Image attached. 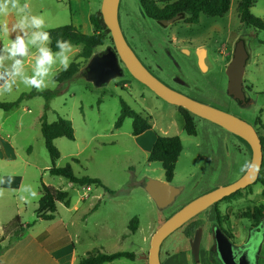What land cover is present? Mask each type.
Here are the masks:
<instances>
[{"label":"rangeland","instance_id":"rangeland-1","mask_svg":"<svg viewBox=\"0 0 264 264\" xmlns=\"http://www.w3.org/2000/svg\"><path fill=\"white\" fill-rule=\"evenodd\" d=\"M156 1L163 6L166 1L175 0ZM101 2L18 0L21 5H28L31 14L44 17L45 30L73 24L85 33L92 32L89 15L100 11ZM237 3L238 0H230L224 16L201 14L198 23H186L181 18L162 26L143 13L138 0H120L119 19L128 43L154 75L175 90L246 119L264 136V30L243 25L238 18ZM250 12L264 18V0H256ZM16 19L14 12L0 15V24L6 23L11 30ZM17 34L11 31L7 36L0 34V47ZM239 38L244 40L249 54L243 75L246 105L227 94L225 69ZM200 48L205 49L204 69L198 65ZM107 49L114 50L110 32L92 56ZM80 50L81 46L73 45L70 53L72 61L79 63L74 76L63 83L51 79L44 88L56 90L54 97L46 102L36 95L10 110L0 108V237L3 225L15 216L23 223L35 221L20 238L14 239L10 233L0 242L6 247L0 254V264H77L88 251L97 249L135 254L134 259L119 258L104 264H148L152 234L166 218L193 198L235 181L250 165L252 153L246 141L197 115L196 134L188 135L182 127L178 106L164 101L135 79L123 63L120 76L100 87L94 86L86 77L92 56L84 59L78 55ZM35 51L32 48L24 58L29 74ZM10 64V60L0 63V72ZM60 70L54 68V75ZM30 90L17 81L11 91L0 90V101L15 100ZM121 99L150 117L151 128L141 136L132 134L129 116L120 127L114 126ZM43 114L48 122L63 117L72 123L73 139H54L60 152L56 166L70 163L75 174L99 178L111 193L100 186H75L63 176L49 174L52 163L40 131ZM156 134L177 135L182 142L171 181L181 186L182 191L163 209L156 206L144 189L147 178H164L161 164L147 160ZM41 183L69 194L70 206L58 201L52 220L36 218ZM25 189L35 192L36 197ZM134 216L138 218V228L130 232L128 225ZM253 224L261 225L256 264H264V184L260 181L226 196L169 234L161 244V263L220 264L213 253L214 226L220 225L240 244L247 240ZM195 226L203 228L199 261H194L190 250L189 240ZM68 244L75 248L72 256L63 251L51 254L52 258L44 250Z\"/></svg>","mask_w":264,"mask_h":264},{"label":"water","instance_id":"water-1","mask_svg":"<svg viewBox=\"0 0 264 264\" xmlns=\"http://www.w3.org/2000/svg\"><path fill=\"white\" fill-rule=\"evenodd\" d=\"M119 2L120 0H102L101 2L100 12L111 33L114 50L107 49L105 52L94 54L90 58L86 74L88 81L97 87L108 83L122 74L121 63H123L135 79L150 88L161 99L178 107H183L194 115L216 123L239 136L248 143L252 153L250 165L241 177L227 185L217 187L193 198L156 228L150 240L148 264H162L160 258L161 244L169 234L212 204L257 181L263 162L262 143L256 128L251 122L230 111L175 90L155 76L139 59L123 33L119 19ZM181 18H183V13H177L170 18L158 19V22L163 26H168ZM198 50V65L200 69H204L206 67L204 62L205 49L200 48L203 54H200ZM248 56L245 42L242 38H239L225 69L227 94L241 105L247 104L243 75ZM144 189L159 209L172 204L182 191L181 186L154 178L145 180ZM202 232V226H198L194 230L193 237L189 240L194 261H199L200 258ZM213 238L216 255L221 264H256L261 239L253 242L250 236L245 242L234 244L217 225L213 228Z\"/></svg>","mask_w":264,"mask_h":264},{"label":"trees","instance_id":"trees-1","mask_svg":"<svg viewBox=\"0 0 264 264\" xmlns=\"http://www.w3.org/2000/svg\"><path fill=\"white\" fill-rule=\"evenodd\" d=\"M138 2L143 13L154 20L161 18L166 19L174 16L177 13H183L184 21L190 24L198 23L201 14L210 17L224 16L230 7V0H175L173 2L166 1L163 6L157 5L156 0H138ZM255 2L256 0H238V18L245 26L253 27L256 30H264V18L256 17L250 12V8ZM89 22L92 25L91 33H85L73 24H66L47 29L46 31L50 33L51 37V43L49 46L55 50V42L57 39L69 40L73 45L81 46V50L78 54L80 57L84 59L90 58L94 52V49L104 43L105 37L110 31L105 25L100 11L91 13L89 15ZM78 68L79 63L72 61L67 71L60 70L52 77V80L57 83L68 81L78 71ZM2 83L3 82L0 81V84ZM56 94V90H37L33 88L29 92L21 93L15 100L0 101V108L3 110H10L11 108L18 106L22 100L36 95L42 96L47 102ZM120 103V113L114 123L116 128L122 125L124 118L127 116L132 118L133 135H139L151 128L150 117L143 116L140 112L131 108L123 99L120 100ZM44 108H48L47 103L44 105ZM177 108L178 114L182 120V127L184 131L188 135H195V115L183 107ZM257 121L260 122L259 119H257ZM260 125L263 126L262 123H260ZM40 131L44 139V145L52 163V165L48 168L49 174L63 176L75 186L94 185L102 187L108 193L112 192V190L105 186L97 177L75 174L70 163H66L64 166H56V161L60 156V152L54 145V139L58 137H66L68 139L74 138L72 123L69 119L59 117L54 121L48 122L45 118V114H43L40 120ZM259 136L261 139L262 151L264 155V136ZM181 151L182 142L179 136L156 134V139L152 144L147 160L150 162H159L164 171V180L171 182L174 176L176 161ZM73 161L78 162L76 158H73ZM263 169L264 160L259 177L257 179V181H260L264 184ZM58 201L62 202L66 207H69L70 198L68 192L61 188H56L51 185L41 183V196L35 209L36 218L42 220L54 219L57 212L56 203ZM94 208H96V205ZM216 213L217 218H219V212L216 211ZM34 222L35 221L31 223H23L21 222L19 216H15L10 222L3 225V233L0 237V242H3L5 240V236L10 233L14 239L20 238L24 232L34 224ZM138 222L139 221L136 216L131 218L128 225L130 232H135L137 230ZM197 227L198 226H195L194 230ZM5 248L6 247H3L0 243V254ZM119 258L134 259L135 254L134 252L123 250L106 253L97 249L88 251L78 260L77 264H104Z\"/></svg>","mask_w":264,"mask_h":264},{"label":"clouds","instance_id":"clouds-1","mask_svg":"<svg viewBox=\"0 0 264 264\" xmlns=\"http://www.w3.org/2000/svg\"><path fill=\"white\" fill-rule=\"evenodd\" d=\"M10 12H14L17 19L11 30L6 23L0 24V34L7 36L9 31L19 34L9 37L7 44L0 47V63L11 61L10 66L0 72V81L3 82L0 90L11 91L17 81L26 88L43 90L52 79L54 68L67 71L70 67L73 44L69 40L57 39L53 50L49 46L51 37L45 30L46 21L43 16L31 14L28 5H21L18 0H0V15L7 16ZM32 48L36 51L29 74L25 71L24 58L30 55ZM25 191H29L31 197H36L35 192L28 189Z\"/></svg>","mask_w":264,"mask_h":264},{"label":"flooded vegetation","instance_id":"flooded-vegetation-1","mask_svg":"<svg viewBox=\"0 0 264 264\" xmlns=\"http://www.w3.org/2000/svg\"><path fill=\"white\" fill-rule=\"evenodd\" d=\"M156 22L157 23H159L158 22V19L156 20ZM160 24V23H159ZM161 25V24H160ZM163 26V25H162ZM124 33V32H123ZM103 53V52H102ZM95 54H97V53H95ZM98 54H101V53H98ZM146 66V65H145ZM147 67V66H146ZM148 68V67H147ZM149 69V68H148ZM150 70V69H149ZM156 76V75H155ZM161 80V79H160ZM164 82V81H163ZM165 83V82H164ZM169 86V85H168ZM248 102V101H247ZM215 204V203H214ZM213 205V204H212ZM210 207V206H209ZM208 207V208H209ZM217 211V210H216ZM216 211H215V213H216ZM216 217H217V213H216ZM217 226H219L226 234H227V236L229 237V239L234 243V244H237V243H235L234 241V237H232L231 235H229V233L227 232V231H225L220 225H217ZM261 225L260 224H253L252 226H251V228H250V231H249V235H248V238L251 236V238H252V240H253V242H255V241H257V240H259V239H261V227H260ZM247 238V239H248ZM201 247V246H200ZM213 253H214V258L215 259H217L218 260V258H217V255H216V251H215V247L213 248ZM208 256H209V254L207 253V258H208ZM209 259V258H208ZM219 261V260H218ZM219 263H220V261H219ZM221 264V263H220Z\"/></svg>","mask_w":264,"mask_h":264},{"label":"crops","instance_id":"crops-1","mask_svg":"<svg viewBox=\"0 0 264 264\" xmlns=\"http://www.w3.org/2000/svg\"><path fill=\"white\" fill-rule=\"evenodd\" d=\"M142 135V133L141 134H139V136H141ZM155 139H156V135L154 136V138H153V141H152V143L150 144V146H149V151H150V149H151V147H152V144H153V142L155 141ZM163 180H164V178H163ZM48 254H53V253H61V252H63V251H67V253L70 255V256H72L74 253H75V248L74 247H72L70 244H68V245H66V246H64V247H62V248H53V250H47V249H44ZM160 252H161V250H160ZM51 257H52V255H51ZM53 258V257H52Z\"/></svg>","mask_w":264,"mask_h":264},{"label":"bare ground","instance_id":"bare-ground-1","mask_svg":"<svg viewBox=\"0 0 264 264\" xmlns=\"http://www.w3.org/2000/svg\"><path fill=\"white\" fill-rule=\"evenodd\" d=\"M198 52L200 53V54H203V51H201L200 49L198 50ZM203 63V62H202ZM204 65V64H203Z\"/></svg>","mask_w":264,"mask_h":264}]
</instances>
